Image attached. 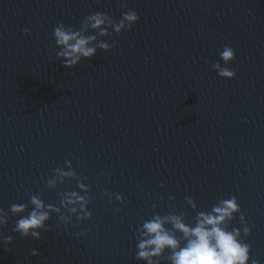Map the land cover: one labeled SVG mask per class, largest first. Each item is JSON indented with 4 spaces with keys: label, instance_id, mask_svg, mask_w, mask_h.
I'll use <instances>...</instances> for the list:
<instances>
[{
    "label": "water",
    "instance_id": "obj_1",
    "mask_svg": "<svg viewBox=\"0 0 264 264\" xmlns=\"http://www.w3.org/2000/svg\"><path fill=\"white\" fill-rule=\"evenodd\" d=\"M129 8V30L88 27L93 57L56 56L60 23ZM225 45L232 79L212 68ZM33 197L50 212L38 240L13 231ZM232 197L221 227L264 264V0H0V264H147L144 223L161 217L183 247L166 218L195 227Z\"/></svg>",
    "mask_w": 264,
    "mask_h": 264
},
{
    "label": "clouds",
    "instance_id": "obj_2",
    "mask_svg": "<svg viewBox=\"0 0 264 264\" xmlns=\"http://www.w3.org/2000/svg\"><path fill=\"white\" fill-rule=\"evenodd\" d=\"M121 7H127L121 3ZM138 13L129 8L122 13L117 22H113L109 14L102 11L89 14L85 17L86 23L83 30L65 28L63 23L54 27L52 33L57 46H61L56 52V56L61 59L63 65L67 68H73L81 62L82 59H89L96 54L97 48L93 45L96 40L95 33L87 31L90 26L93 30H99L100 35H106L107 29L112 28L115 32L120 33L132 28L139 21ZM101 26H104L103 28ZM29 32V29H23ZM100 48L108 50V43H101ZM219 59L212 63V68L220 77L232 79L237 75L236 71L227 65L236 58L235 48L225 45L222 50H218ZM223 61V66L220 61ZM63 175L71 176L73 172H65ZM71 196L82 200L83 197L71 193ZM69 200L68 203H73ZM35 208L27 215L21 217L15 224L14 232L20 233L22 237H31L40 239V229L45 228V221L50 218V212L45 210V204L37 199L32 198ZM26 206L22 204L13 205L11 210L19 213L25 210ZM51 209V206H48ZM59 211V209H56ZM240 210L235 197L222 201V206L215 207L213 213H201L198 223L195 227H190L182 222L180 217H169L173 227L181 231L187 240V243L181 247L180 241L172 231L165 227V220L157 216L153 220L144 223V237L139 244L137 253L138 259L147 261V264H157L153 259L161 255L166 249H170L172 254L170 260L172 264H247L250 260V246L241 243L238 239L239 231H227L221 227L226 218H230L234 212ZM76 211L75 208L72 209ZM2 212H0V224L5 223ZM249 231L245 228V232ZM14 237L5 236L3 243L11 244ZM32 255H38V250L33 249ZM256 264V262H253Z\"/></svg>",
    "mask_w": 264,
    "mask_h": 264
}]
</instances>
